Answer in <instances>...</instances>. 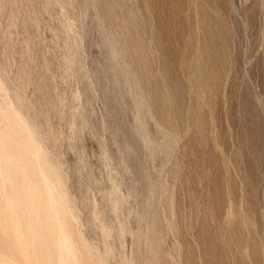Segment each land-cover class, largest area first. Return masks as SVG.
Segmentation results:
<instances>
[{"label":"rangeland","instance_id":"obj_1","mask_svg":"<svg viewBox=\"0 0 264 264\" xmlns=\"http://www.w3.org/2000/svg\"><path fill=\"white\" fill-rule=\"evenodd\" d=\"M0 264H264V0H0Z\"/></svg>","mask_w":264,"mask_h":264},{"label":"bare ground","instance_id":"obj_2","mask_svg":"<svg viewBox=\"0 0 264 264\" xmlns=\"http://www.w3.org/2000/svg\"><path fill=\"white\" fill-rule=\"evenodd\" d=\"M20 144H21V143H20ZM21 145H22V144H21ZM39 167H40V166H39ZM40 171H41V167H40ZM42 175H43V174H42ZM43 176H44V175H43ZM45 181H47V180H45ZM61 213H62V212H61ZM56 215H58V214H56ZM37 218L39 219V216H38ZM55 218H58V217H55ZM38 219H37V220H38ZM58 219H59V218H58ZM56 220H57V219H56ZM57 221L59 222V220H57ZM58 222H57V224H58ZM59 226H60V225H59ZM59 228H60V227H59ZM59 230H60V229H59ZM60 231H61V230H60ZM60 234H62V233H60ZM60 234H59V235H60ZM62 235H63V234H62ZM34 237H35V236H34ZM61 237H62V236H61ZM61 237H60V238H61ZM61 240L63 241V238H62ZM65 241H66V240H65ZM63 244L65 245V243H63ZM40 246H41V245H40ZM60 248H61V245H60ZM69 251H71V250H69ZM69 251H67V252H69Z\"/></svg>","mask_w":264,"mask_h":264}]
</instances>
